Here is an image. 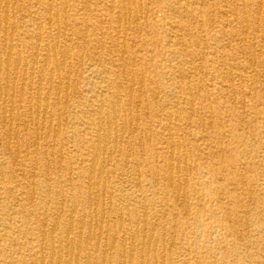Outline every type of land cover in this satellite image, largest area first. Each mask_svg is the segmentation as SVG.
Instances as JSON below:
<instances>
[{
    "label": "rangeland",
    "instance_id": "rangeland-1",
    "mask_svg": "<svg viewBox=\"0 0 264 264\" xmlns=\"http://www.w3.org/2000/svg\"><path fill=\"white\" fill-rule=\"evenodd\" d=\"M0 25V264H264V0H0Z\"/></svg>",
    "mask_w": 264,
    "mask_h": 264
},
{
    "label": "bare ground",
    "instance_id": "bare-ground-1",
    "mask_svg": "<svg viewBox=\"0 0 264 264\" xmlns=\"http://www.w3.org/2000/svg\"><path fill=\"white\" fill-rule=\"evenodd\" d=\"M114 4V3H113ZM112 5V4H111ZM111 8V7H110ZM262 11V10H261ZM1 26V25H0ZM40 26V24L38 25ZM42 27V26H41ZM38 31H41V29L39 28ZM56 45V44H55ZM35 47V46H34ZM54 47V46H53ZM66 48V47H65ZM37 49V48H36ZM54 50V49H53ZM56 50V49H55ZM4 51V50H3ZM18 51V50H17ZM68 51V50H67ZM38 52V51H37ZM9 53V52H8ZM18 53V52H17ZM62 53V52H61ZM68 53V52H67ZM67 53H65L67 55ZM5 54V52H4ZM20 54V53H19ZM9 55H11L9 53ZM47 55V54H46ZM49 55V54H48ZM55 55V54H54ZM19 56V55H18ZM34 57V56H33ZM45 57V56H44ZM47 57V56H46ZM56 57V56H55ZM65 58V57H64ZM63 58V59H64ZM69 58V57H68ZM7 59V58H6ZM18 59V58H17ZM50 59V58H49ZM35 61V58H34ZM18 62V60H17ZM16 62V64H17ZM65 61H62V63H64ZM1 63V62H0ZM39 62L35 61V64H38ZM6 64V63H5ZM15 64V63H14ZM26 64V63H25ZM33 64V62H32ZM41 64V63H40ZM42 64L44 65H48V59H43ZM57 64V63H56ZM20 65V64H19ZM27 65V64H26ZM43 65V66H44ZM64 65V64H63ZM10 66V65H9ZM34 68V67H33ZM16 69V68H15ZM31 73V72H30ZM41 73V72H40ZM16 74V73H15ZM23 74V73H22ZM33 76V75H31ZM28 77L25 73H24V79ZM30 77V75H29ZM15 78V77H14ZM32 77H30L31 79ZM23 79V80H24ZM29 79V80H30ZM33 79V78H32ZM25 81V80H24ZM60 81V80H59ZM40 82V81H39ZM27 83V82H26ZM37 85L39 86V84L37 83ZM39 88V87H36ZM13 89V88H12ZM8 90V88L6 89V91ZM31 90V89H30ZM37 90V89H36ZM40 90V89H39ZM1 91V88H0ZM5 91V90H4ZM37 93V92H36ZM41 92H39L40 94ZM50 94V93H49ZM13 95V94H12ZM58 95V93H57ZM41 96V94H40ZM39 97V96H38ZM13 98V97H12ZM59 98V97H58ZM31 99V98H30ZM96 100V99H95ZM120 101V100H119ZM113 103V102H112ZM116 104V103H115ZM47 105V104H46ZM115 106V105H114ZM119 107V106H118ZM38 109V108H37ZM118 108L114 107L112 109V115L115 116L118 114ZM92 113L94 114V116H96L97 122L96 124H94V126L97 128V130L99 131V134L97 135L96 138V142H97V146L93 149V163L90 165V169H89V181H90V193L91 190L93 189V187H95V185L97 184V182H100L98 179V176L100 177L102 175V168L99 167L98 164V159L103 155L104 153V147L105 144L107 142H109L112 138V131H113V124H112V120L111 118H107L104 116V113L102 111V103H98L96 102V104L94 105L93 109H92ZM119 115V114H118ZM5 116V115H4ZM38 117V116H37ZM116 118V117H115ZM38 119V118H37ZM3 122V121H2ZM38 122V121H37ZM117 122V121H116ZM43 124V123H42ZM115 124V123H114ZM38 126V125H37ZM49 132V131H48ZM116 133V132H115ZM96 134V133H95ZM95 141V140H94ZM173 141V140H172ZM171 143V142H170ZM173 155V153H172ZM101 160V159H100ZM103 160V159H102ZM171 160V159H170ZM102 164V162H101ZM103 166V164H102ZM105 167V166H104ZM104 171V170H103ZM104 173V172H103ZM102 178V177H101ZM102 180V179H101ZM99 185V184H98ZM95 192V191H94ZM98 192V191H97ZM96 192V193H97ZM104 193V192H102ZM94 195V193H92ZM98 196V195H97ZM88 205V204H87ZM91 210V209H90ZM93 212H95L93 210ZM70 215V214H69ZM73 216V215H72ZM120 221V220H119ZM128 221V220H127ZM121 222V221H120ZM119 222V223H120ZM103 223V222H102ZM101 224V223H100ZM130 224V223H129ZM96 225V224H95ZM121 225V224H120ZM130 226V225H129ZM5 228V227H4ZM89 228V227H87ZM70 230H72L70 228ZM136 232V231H135ZM72 233V231H71ZM89 235V234H88ZM138 235V234H137ZM98 236V235H97ZM143 236V235H142ZM91 238V237H90ZM100 238V237H99ZM122 238V237H121ZM153 238V237H152ZM74 239V238H73ZM46 240V239H45ZM88 240V238H87ZM125 240V239H124ZM138 240V239H136ZM89 241V240H88ZM90 242V241H89ZM121 242V241H120ZM148 242V241H147ZM85 244V243H84ZM124 244V243H123ZM81 242H78L77 244H72L70 241L66 240L64 242H58L55 243L53 240L50 241V246L52 249V254L53 259L50 261V264H78L79 263V256H80V252H81ZM90 245V244H89ZM132 245V244H131ZM83 247V246H82ZM55 249H58L57 252H55ZM62 252V253H61ZM124 252V251H123ZM122 252V253H123ZM107 254V253H106ZM103 255V254H102ZM105 256V254H104ZM123 257V255H122ZM87 258V257H86ZM104 260V259H103ZM124 260V259H123ZM161 260V259H160ZM75 262V263H74ZM87 262V260H86ZM89 262V261H88ZM42 262H40L41 264ZM49 263V262H48ZM88 264V263H87ZM122 264V263H120ZM130 264V263H129Z\"/></svg>",
    "mask_w": 264,
    "mask_h": 264
}]
</instances>
